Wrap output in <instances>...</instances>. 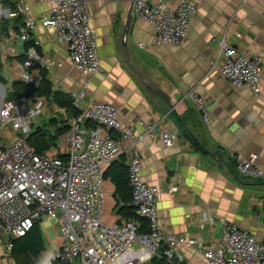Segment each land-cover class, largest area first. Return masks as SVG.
Listing matches in <instances>:
<instances>
[{
	"label": "built area",
	"instance_id": "built-area-1",
	"mask_svg": "<svg viewBox=\"0 0 264 264\" xmlns=\"http://www.w3.org/2000/svg\"><path fill=\"white\" fill-rule=\"evenodd\" d=\"M48 8L35 15L21 2L0 0V24L20 18L4 38L33 43L18 64V77L26 85L39 86L46 72L61 67L39 51L41 40L34 33L43 26L54 41L64 44L73 66L83 73L100 69L98 35L92 25L90 0H48ZM136 15L155 26L154 44H180L187 36L190 21L198 11L193 0H134ZM1 33V30H0ZM0 43V51L2 50ZM213 61L217 70L234 87H245L260 94L263 88V56L230 42L226 35L217 40ZM1 57V55H0ZM37 66V72L34 68ZM85 90L73 94L81 111L68 121L63 143L38 152L29 142L33 125L44 113L47 99L36 91L7 98L0 108V264H9L14 241L26 235L43 216L55 219L60 244L46 251L43 264H151L156 259L193 264L192 250L206 264H264V239L228 219L215 236V218L204 213L196 236L176 233L160 225L158 198L161 188L144 178L142 159L132 155L128 161L129 182L138 218L107 220L105 172L112 161L135 146L143 135L135 132L138 119L125 124L121 109L105 100L81 107ZM205 122L211 113L205 99L190 94ZM157 125V124H155ZM147 125L146 133L155 128ZM177 135L164 131L165 146H172ZM57 148V149H55ZM258 154L238 153L234 162L238 172L248 178L264 179V165ZM175 186H169L173 193ZM113 214H111L112 216ZM142 219L147 222L142 230ZM209 236V237H208Z\"/></svg>",
	"mask_w": 264,
	"mask_h": 264
},
{
	"label": "crops",
	"instance_id": "crops-1",
	"mask_svg": "<svg viewBox=\"0 0 264 264\" xmlns=\"http://www.w3.org/2000/svg\"><path fill=\"white\" fill-rule=\"evenodd\" d=\"M6 1L15 5L25 2L35 15L49 5L48 0ZM177 1L169 0L174 6ZM193 1L198 4V11L190 21L184 40L177 45H157L153 43L155 26L136 15L134 0H90L92 25L99 44L100 69L96 73L76 69L66 46L54 41L43 26H37L34 35L41 40L40 52L63 62L61 67L47 72L54 89L71 95L85 90L82 108L98 100L114 103L120 107V119L125 124L143 120L135 130L143 135L142 139L122 155L127 165L132 155L139 156L144 178L160 186L158 208L164 229L196 236L206 213L215 218V236L221 235L222 220L228 219L263 240L264 179L241 175L234 156L256 153L259 163L264 165V0ZM130 14L132 21L125 35ZM4 32L1 29L0 108L5 99L25 94L20 88L23 83L18 77V64L30 46L17 38L12 41L4 38ZM223 35L250 54L263 56L260 94L245 87H234L213 69L217 40ZM124 40L133 63L169 95L173 106L150 91L133 71L126 60ZM193 92L205 99L211 113L210 122H205L197 110L190 96ZM43 97L48 101L47 106L34 129L40 126L51 134L50 149L54 151L64 141L65 133H58V128L72 114L51 98ZM151 123L157 125L146 133ZM164 131L177 135L172 146L163 144ZM107 184L112 187L109 197H113L116 214L111 219H116L120 216L116 211L115 187L109 179L105 182L106 189ZM170 185L176 187L173 193L168 192ZM39 225L44 239L43 252L35 255L13 251L9 264H43L46 251L60 244L52 240L45 244L46 237H50L42 224ZM187 253L193 264H206L192 250Z\"/></svg>",
	"mask_w": 264,
	"mask_h": 264
},
{
	"label": "trees",
	"instance_id": "trees-1",
	"mask_svg": "<svg viewBox=\"0 0 264 264\" xmlns=\"http://www.w3.org/2000/svg\"><path fill=\"white\" fill-rule=\"evenodd\" d=\"M20 23V18L17 19H6L0 24V30L6 31L10 26L16 27ZM32 41H27L26 44H32ZM23 83V82H22ZM19 86L21 84L17 83ZM23 88L25 94H29L32 91H36L40 96H46L54 100L59 106L64 107L70 114V117H73L80 113V109L76 107L73 103V96L71 93L54 89L52 82L47 78V72L44 77L43 82L39 86L23 85L20 87ZM19 89V87H18ZM21 95V94H20ZM23 95V94H22ZM19 97V96H15ZM14 98V97H11ZM61 127L58 128V133L64 134L69 129L68 120L65 121ZM56 136V135H54ZM29 142L36 147L38 152H42L50 148L53 139L51 134L49 135L43 127H36L29 135ZM53 144V143H52ZM55 145V144H54ZM105 178L109 179L115 189L114 196L117 202V214L120 217L127 218H138L136 214V207L134 205L132 188L129 182L128 175V165L126 163L124 155H121L119 158L111 162L109 167L105 172ZM147 222L145 219H142V230L146 231ZM45 249L44 239L39 224H35L30 231L14 241V252L18 254H29L33 253L39 255ZM151 264H185L183 262L174 261L169 263L163 259H156Z\"/></svg>",
	"mask_w": 264,
	"mask_h": 264
},
{
	"label": "water",
	"instance_id": "water-1",
	"mask_svg": "<svg viewBox=\"0 0 264 264\" xmlns=\"http://www.w3.org/2000/svg\"><path fill=\"white\" fill-rule=\"evenodd\" d=\"M128 21H127V24H126L127 26H126V29H125V35H127L128 31H129V28H130V25H131V21H132V14H130V16L128 18ZM123 45H124V48L126 49L125 56H126L127 62L130 64L131 68L139 76V78L142 80V82L146 85V87L150 91H152L154 94H156L157 96L162 98L168 105L173 106V104L171 103V99H170L169 95L156 82H154V80H152L146 74H144L133 63V61L130 58L129 53H128V46H127V41L126 40H124Z\"/></svg>",
	"mask_w": 264,
	"mask_h": 264
},
{
	"label": "rangeland",
	"instance_id": "rangeland-1",
	"mask_svg": "<svg viewBox=\"0 0 264 264\" xmlns=\"http://www.w3.org/2000/svg\"><path fill=\"white\" fill-rule=\"evenodd\" d=\"M237 10H233V12L235 13ZM36 125L34 124L33 127H35ZM107 187H108V193L111 195L112 194V187L110 186V184H107ZM113 197H109L107 199V203H106V213H107V220H110L111 219V213L114 215L115 212L113 211ZM42 226L43 228L46 229L47 233L49 234V237H46L45 239V244H49L51 242V240L53 242H60V238H59V232H58V228H57V225H56V222H55V219L53 218H50L48 216H43V220H42ZM218 226V231L221 230V225H217ZM38 260V259H37ZM31 262H34V259L31 258ZM35 264V263H34Z\"/></svg>",
	"mask_w": 264,
	"mask_h": 264
}]
</instances>
